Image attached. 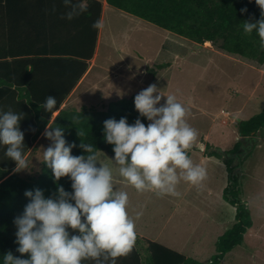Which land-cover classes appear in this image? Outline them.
Masks as SVG:
<instances>
[{
    "label": "clouds",
    "instance_id": "1",
    "mask_svg": "<svg viewBox=\"0 0 264 264\" xmlns=\"http://www.w3.org/2000/svg\"><path fill=\"white\" fill-rule=\"evenodd\" d=\"M62 3L67 11L61 19L71 21L87 11L78 0H62ZM255 4L260 17L243 21L242 30L246 36L255 33L259 48L264 51V0H255ZM55 10L53 7L52 11ZM240 11L245 13L247 8ZM91 27L102 30L104 24L96 20ZM40 107L52 113L57 107L56 97L47 96ZM134 108L138 116L131 124L127 117L103 122V140L113 146L110 163L114 167L102 162L96 146L83 141V130L77 132L81 139L77 145L65 139L63 128L47 125L43 136L50 144L42 150L41 161L51 169L56 191L45 196L39 188L25 190L29 202L13 220L15 251L21 255L8 251L0 257V264H84L85 261L117 264L118 258L131 252L137 238L135 221L142 216V212H137L135 217L129 215V195L120 190L118 180L137 193L154 192L158 196H178L177 186L181 181L193 186L202 184L207 170L194 164L188 155L198 133L187 122L188 110L177 96L165 95L156 84H151L135 95ZM225 116L229 120L230 115ZM23 118V113L0 108V150L5 159L15 162L13 172L30 167L20 128ZM231 120L236 127L242 119ZM250 137L240 135L237 139L239 142ZM77 147L85 154L73 155L72 150ZM216 149L222 154L229 151ZM234 166L240 174V166ZM64 177L71 182L72 191L59 185ZM24 254L27 258H23Z\"/></svg>",
    "mask_w": 264,
    "mask_h": 264
},
{
    "label": "rangeland",
    "instance_id": "2",
    "mask_svg": "<svg viewBox=\"0 0 264 264\" xmlns=\"http://www.w3.org/2000/svg\"><path fill=\"white\" fill-rule=\"evenodd\" d=\"M111 21L107 16L95 73L89 75L81 88L85 100L83 108H79L81 105L74 108L105 111L111 103L134 101L135 95L151 84H156L165 95L175 94L185 105L188 110L186 120L198 133L188 155L194 164L207 170L202 184L193 186L181 181L177 186L178 196H158L154 192L137 193L131 186H125L119 180L117 183L120 190L128 192L129 215L135 217L137 212H142L135 221L136 232L206 262L216 252V239L232 227L235 214V208L223 196L229 183L221 162L223 158L214 156L212 158L216 160L212 163L207 153L216 148L232 149L238 143L237 127L230 122L222 123L226 120L224 112L230 114L229 120L232 117L246 120L262 110L264 69H256L177 35L165 36L167 30L147 21H144L143 30L125 26V21ZM125 27L131 28L128 30L131 45L137 47L141 39L143 48L148 49V56H154V62L143 63L144 58L132 62L128 57L126 59L124 50H118L115 42L125 40ZM178 42L181 44L177 45ZM157 49L162 51L159 58H156ZM169 54L171 61L174 56L180 57L176 66L164 69L170 64L168 61L169 64L158 67L162 60H168ZM104 65L107 66L105 73L100 71ZM140 67L148 69L143 79L139 78L142 74H132L140 71ZM99 72L102 73L97 74ZM256 137L251 140L256 143L254 152L247 156L246 166L242 165L237 175L240 197L251 215L252 225L244 233V243L235 247L219 264H264V127ZM46 144L49 146L50 142ZM249 152L239 153L238 157L244 158ZM100 155L102 162L113 166L111 156L103 152ZM41 158L42 151H38L29 159L30 172L20 176L28 178L36 168L38 170Z\"/></svg>",
    "mask_w": 264,
    "mask_h": 264
},
{
    "label": "trees",
    "instance_id": "3",
    "mask_svg": "<svg viewBox=\"0 0 264 264\" xmlns=\"http://www.w3.org/2000/svg\"><path fill=\"white\" fill-rule=\"evenodd\" d=\"M61 1V2H60ZM84 4L87 11L79 17L71 20V28L79 39L78 50L70 54H57L58 58L20 59L21 54H28L22 47L17 48V28H8V32L0 25V88L8 87L21 89L25 94L21 103L27 108L30 117L27 124H23L27 130L24 132L25 153L30 149L36 137L50 124L53 127H61L65 139L68 142L81 143L77 132L83 130V141L96 146L97 151L113 157V146L103 140V122L109 118L119 120L127 117L131 124L138 116L134 108V101H121L109 104L105 111L65 110L61 106L75 89L81 78L89 68V60L92 59L98 30L91 27L92 23L100 20L102 15V3L99 0H78ZM106 3L124 13L143 19L147 22L167 30L179 37L202 45L209 42L212 48L230 58L241 61L256 69H264V51L259 48V38L253 33L246 36L242 30L245 20L259 19L260 9L255 0H105ZM41 2V3H40ZM51 3L57 8H65L62 0H0V8H13L17 12L20 8H42ZM247 8V12L241 13L240 9ZM14 14V13H13ZM17 15V14H16ZM15 15V17H16ZM44 30H46L43 27ZM31 36V35H30ZM63 37V34L60 38ZM31 38V37H30ZM46 44L54 41L48 35L42 39L32 36ZM10 43L6 45V43ZM60 43V42H59ZM62 43V42H61ZM3 44V45H2ZM57 46V45H56ZM42 54L36 48L29 51ZM57 49V48H55ZM56 55V56H57ZM56 69L58 71L56 72ZM54 70V71H53ZM43 71V72H42ZM47 74L53 80L49 82L50 90L44 89L37 92L36 88H43V79L37 80L36 76ZM46 84V83H45ZM57 99V107L52 113L45 112L40 104H43L47 96ZM20 103V104H21ZM58 112L52 119L53 113ZM142 122L147 124L146 120ZM237 129L242 136H252L264 127V105L262 110L247 120L237 122ZM34 129V131H33ZM237 148V147H236ZM233 150L236 151L237 149ZM232 153V151H231ZM73 155L85 154L79 147L72 150ZM209 156L223 158L228 176V185L224 188L223 196L235 208L234 222L222 236L215 241L216 252L206 262H201L190 256H186L168 246L154 242L137 232L135 244L130 253L120 257L117 264H219L220 261L235 247L244 243V233L252 225V218L240 197L241 187L238 182L236 166L233 159L227 158L218 149L207 153ZM4 156V154H2ZM4 159V168H0V257L8 251L14 255L21 254L15 251L14 243L16 227L14 217L23 212L29 199L24 196L25 190L42 189L45 196L55 193L57 183L52 178L51 169L41 161L35 172L28 178L21 177L13 172L15 162ZM241 164L239 160L238 166ZM40 169V170H39ZM67 191H72L71 182L67 177L58 182ZM23 258H27L24 254ZM84 264H92L85 261Z\"/></svg>",
    "mask_w": 264,
    "mask_h": 264
},
{
    "label": "crops",
    "instance_id": "4",
    "mask_svg": "<svg viewBox=\"0 0 264 264\" xmlns=\"http://www.w3.org/2000/svg\"><path fill=\"white\" fill-rule=\"evenodd\" d=\"M99 1L102 3V15L100 17V20L103 22V24L105 23V19L108 16L112 19L111 22L125 21V24H124L125 26H128V25L134 26L135 28H137L136 30H143V28L145 27L144 26V24L146 25V22H144L145 20L137 18V17L135 19L134 16H132L128 13H124L120 10L112 8L111 6H109L106 3L105 0H99ZM45 4H46V7H44V9H42V8H23V9L20 8V10H17L16 13L13 12V8H0V25H2V27H4V29L7 28V30H4V32L7 31L8 35H9L10 31L8 28H13V29L17 28V36L15 39L17 42V48L22 47L24 49L23 51L28 52V54L19 55V56H22L20 59H23V60L24 59H42V58L52 59V58H58L59 55H57V54H63V53L64 54H70V53H73L74 50H78V48L76 49V47H79V39H77V35L73 32V28H71V21H69L67 19H61V16L67 11V9L66 8L63 9L60 7L57 8L56 6H52L51 3L49 4V7H48L47 2H45ZM82 4H86V1H82ZM53 7H55V9H56L55 12L52 11ZM15 15H16V17H15ZM131 18L134 19L135 21L131 20ZM43 27L46 30H44ZM129 29H131V28L130 27L124 28L123 34H126L125 40H123V41L120 40L119 42H115L116 43L115 46L118 48V50H124L125 51L124 56L126 57V59L128 57L129 61L137 62L140 60V58H144L143 63H144V61H146V63H148V64L154 62L155 61L154 56H148V49L143 48L144 43L141 41V39L139 40L140 44L138 43L137 47H133L131 45L130 37L128 35ZM62 34H63V37L60 38ZM168 34L171 35L173 33L166 31L165 36H167ZM47 35H48V38H51L54 42L53 43L50 42L49 44H46L45 49L41 47V45H42L41 42H39L35 38H32V36H35V37L39 36L43 39L44 36L46 37ZM102 37H103V29L98 30L95 51H94L92 59L89 60L88 70L86 71L84 76L81 78V80L79 81V83L77 84L75 89L69 94V96L67 97V99L65 100L63 105L61 106V109L77 110L74 107L78 106V105H81V106H79V108H81V109L83 108L82 105H84L83 103L85 102V100L83 99V94H81V88H82L83 84L85 83V81L87 80V78L89 77V75L95 73V69L97 67V63H98V60L100 58L101 47L103 44ZM0 39L2 40L4 38L2 37ZM9 44L10 43H8V42L6 43V45H9ZM180 44L181 43L178 42L177 45H180ZM196 45H198V44H196ZM199 46H202L203 48L206 47V48L212 50V46L210 43L208 46L204 45V44L199 45ZM31 48H36L38 51L42 52V54L40 55L38 53H34L35 49L32 52H30L29 50ZM55 48H57V49H55ZM156 51H158V52H156V53H158V56H156V58L157 57L159 58V56L162 54V51H159V49H157ZM169 51L171 54V50H169ZM170 54H169V58L167 61L162 60L161 65H159V66L157 65V66L158 67H164L163 66L164 64H169V63H167L168 61H170V64L167 66L165 65L164 69L171 66V65L176 66V62L178 60H180V57L174 56L172 61H171L170 60ZM173 61H174V64H173ZM100 67H102V66H100ZM106 69H107V66L104 65L100 69V71L102 70L105 73V72H107ZM57 71H58V69H56V72ZM101 73L102 72H99L97 74H101ZM147 73H148L147 68H141L140 71L133 72L132 74H140V75L142 74L139 78L143 79V78H145V74H147ZM117 77L120 78V76H117ZM36 78H37V80L43 79V81H44L42 83L44 85L43 88H41V87L36 88L37 92H41L44 89L46 90V92H49V90H50L49 82L51 80H53V78L51 76H48L47 74H44V76H43V74H40L39 76H36ZM114 78H116V76H114ZM127 79H128V77L126 78V80ZM123 80H125V79H123ZM24 94L25 93L23 91H21V89H19V88L17 90L11 89L8 87L0 88V108H3L5 111H7L10 108L14 112L23 113L24 118L20 121V126L22 129L27 130L26 127H23V124L26 125L27 124L26 121H28L30 117L27 115V108H25V106H23V104L21 103L22 96H24ZM74 97H76V99L74 101H72ZM75 103H76V105H74ZM243 105H244V103H243ZM71 106H73V107H71ZM81 109H79L77 111H80ZM57 113L58 112L53 113L52 119H54V117L57 115ZM225 115L229 116L230 114L228 112H226ZM237 120H240V119H238L236 117V121ZM232 121L233 120H227V121L224 120V121H222V123L227 124L228 122L232 123ZM44 131H45V129H43V131L36 137L32 146L30 147V149L25 153L28 159H31L38 151H42L43 149L48 147V144H46V142H50V141L43 136ZM256 138H257L256 135L252 136L250 138H241L239 140V142L232 148V150L230 148L229 151L225 154L226 157L228 159L229 158L233 159V165H235V164L238 165L239 160H240L241 164L239 166L240 167L242 165L246 166L248 157L250 156L251 153L254 152V147L256 144V143L253 144L251 140L256 139ZM234 148H236L237 150L234 151L233 150ZM231 151H232V153H229ZM244 152H249V153L244 154L245 159L238 157L239 153H244ZM2 154H4L3 150H0V168L5 167L4 159L1 158V157H4ZM212 157H214V156H209L208 159H209V161H212V163H214V161L216 159H214ZM223 167H224V165H223ZM35 168H36V166L33 169H35ZM31 169H27L28 171L22 170L20 172H17V174H19V175L21 173H23V175L28 174ZM223 169H225V167ZM236 171H237V169H236ZM33 173L34 172L30 173L29 175H31ZM178 190H179V192L181 191L180 187L178 188ZM165 246H167V245H165ZM170 248H172V247H170ZM172 249H174V248H172ZM180 253H182V252H180Z\"/></svg>",
    "mask_w": 264,
    "mask_h": 264
},
{
    "label": "bare ground",
    "instance_id": "5",
    "mask_svg": "<svg viewBox=\"0 0 264 264\" xmlns=\"http://www.w3.org/2000/svg\"><path fill=\"white\" fill-rule=\"evenodd\" d=\"M205 44H209V42H206Z\"/></svg>",
    "mask_w": 264,
    "mask_h": 264
}]
</instances>
